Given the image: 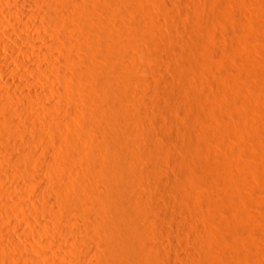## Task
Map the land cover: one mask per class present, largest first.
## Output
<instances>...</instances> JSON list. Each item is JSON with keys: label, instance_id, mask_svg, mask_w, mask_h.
<instances>
[{"label": "bare ground", "instance_id": "obj_1", "mask_svg": "<svg viewBox=\"0 0 264 264\" xmlns=\"http://www.w3.org/2000/svg\"><path fill=\"white\" fill-rule=\"evenodd\" d=\"M199 1L189 0L185 7H182L179 4L170 5L165 0H108L109 3L104 7L101 14L96 11L98 9L94 12L98 16L101 15L99 16L101 22L98 21L101 27L99 26V32L96 34L94 32L98 29L95 31L87 30V32L85 31L86 26L74 24L75 21H78L76 14L79 9L75 5L67 4L68 2L66 1V3L65 0H58V4L51 0H26L15 6L14 13L11 12L15 17V19L12 17L13 20L21 22L27 19L29 23H33V27L36 26V29H38V25L41 28L42 25L39 23L43 20V27L46 25L51 33H49L50 36H52L50 41L48 40L49 36L45 38L46 44L61 47L67 54L64 59H58L53 53L54 51H51V46H47L49 47L48 50H43L39 54L46 60L44 63H38L39 67L42 68L40 71L48 75L55 73L53 75L56 79L51 80V84L52 88L55 87L54 89H56L54 92L57 91V94H60L58 100L55 98V101L46 103L45 100H49L48 92L44 89L49 84L46 80V85L43 82L42 85L44 86L40 90L26 89V87L24 89V77H20L22 79L19 78V81L15 80L14 84L8 83L10 81L2 82L0 80V105L2 106L0 119L2 118L5 122L6 120L10 121V126L6 128V131L0 127V145L5 146L2 149L4 151H0L8 159V163L9 161L12 163L9 164L12 165L15 178L21 176L22 179H27L29 186L32 187L33 185L34 187L36 184L40 187L41 191L36 194L39 197H36L37 203L33 201L35 211L38 214H46L51 217L50 222L53 220L52 222L62 230L63 234L71 235L73 238V264H176L177 259L182 261L181 257L186 255L181 253L179 248L175 249V245H173L174 250H171L172 247L167 250L162 248L164 242L167 245L174 244L175 241L181 239V234L177 238L169 236L173 230L172 224L175 223L178 224L177 226H181L182 230L190 229L193 231L196 241L200 243L197 248L195 246L197 250L195 248L190 250L192 253L189 255H192L193 258L187 255L193 259V262L195 257L201 255L199 254L201 249L207 251L209 248L208 241L206 242V233L208 232L201 229L194 221L192 223L186 218L181 219L177 214L179 211L183 212L189 209L188 202L195 191L191 182L194 178L195 167L192 161V139L189 128L183 121L177 123L171 117V113L176 111L178 105L183 106L187 103L186 93L189 91L195 76L192 64L201 62L205 66V57L200 54V49L206 26L199 19L201 17L196 18L198 10L204 7L202 6L204 3L200 4L202 0ZM216 1L209 0L211 3ZM86 7L87 5L83 6L81 11L84 10V12L82 11V15H79L82 16L81 18H86L83 16L89 15L87 16V20H89L90 15H94L92 13L94 10L91 9V12L85 13L90 10L85 9ZM40 8L47 11L43 13ZM159 9L168 15L169 24L156 21ZM126 14L138 20V27L141 25L143 29L145 28V32L141 28L140 35L145 33L142 39L148 47L140 43L141 37L139 42L136 41L139 40V37L138 39H130V31L126 30L127 23L124 22V18H128ZM154 15H156V19H154ZM132 17L130 18L132 19ZM183 17H186L185 23L181 24ZM3 23L2 25H4ZM59 25L66 27V30L58 31ZM3 28L5 29L4 26ZM4 29L1 28L0 30L3 31ZM5 31L7 30L5 29ZM30 35H27L29 39L33 37L32 34ZM36 36L34 37L37 38L38 36ZM34 39L32 38V40ZM42 39L44 38L42 37ZM96 43L100 45L102 51L99 50V54ZM7 44L4 45L10 47ZM68 46L81 49L83 51L81 53L82 58L80 54H77L80 57L78 58L72 56L71 52L68 53ZM163 46L168 47L167 50L172 49L173 54L163 52ZM176 46H180L176 50H180V48L184 50L187 47L190 49V53L182 54V50V52L176 51L174 54ZM14 50L12 49L10 52L14 56H11L12 60L15 61L19 55L18 51L15 52L16 50ZM103 52V59H101L100 53ZM23 53L35 58V54L31 50L23 49ZM83 53L84 56H82ZM97 56L100 58L98 59ZM157 57L161 58L162 62L161 60L155 62ZM110 58L113 59V64H110ZM6 59L7 57L0 55V62L4 61L3 63H5ZM10 59L8 58V63ZM171 59H174L176 64L173 74H169L167 68L168 61ZM73 64L77 67V69L74 67L77 71L72 67ZM19 65L29 74H37L38 77L43 75L38 73V70L36 72L37 68L26 64V62ZM67 67L73 68L75 73H71L72 69L70 71ZM67 69L71 74L67 72ZM25 70H18L17 73ZM9 71H12V74L16 72L14 67L10 68ZM144 71L145 73L149 71L150 74L147 72L149 75L146 76L147 73L146 75L143 74ZM60 74H64L66 79L68 78L70 85L62 83L61 78L64 76ZM58 76L61 82L57 80ZM153 76L155 80L159 81L156 82L152 78ZM28 78L31 79V77ZM28 78L25 77L27 80ZM7 84H12L16 88V93L10 92V87V91L7 90L9 92H3L1 87L4 88L5 85L8 86ZM49 87H51L50 84ZM31 88L33 87L31 86ZM13 99H17V103L20 102V107H15L16 104L12 103ZM50 99L52 98L50 97ZM136 102H138L137 107L140 105L138 108ZM130 104H134L137 109L132 108ZM201 104L202 102L197 103L198 106ZM70 112L77 119L76 125H74L75 119L68 117ZM18 114H21L23 118H15ZM28 114L34 116L33 121H38L32 123L30 127L27 126L26 117L29 116ZM44 119L52 126L50 128H54V132L56 129L59 134L60 132L63 133L62 139L53 137L57 139L50 140L52 133L46 128V125H40ZM39 121H41L40 124ZM31 132L34 133V138H32L33 135L32 137L29 135ZM15 140H20V144ZM39 143L44 145L41 151L37 147ZM81 143L84 144V149L81 148ZM165 144H168L167 148L164 147ZM49 149L54 152V155ZM168 157L175 161V169L167 165ZM40 166L44 167L46 172H40L37 168ZM7 167L5 165L3 168L6 169ZM42 168L40 169L44 170ZM47 172L48 175H44ZM53 173H56L55 176ZM162 175H165L167 181H163V177L160 178ZM178 179L180 183H177ZM153 183L156 185L153 186L157 189L156 192H153L150 187ZM22 186L18 184V188ZM130 187L135 188L138 205L133 202L134 200L131 201V196L127 197L129 193H126ZM3 188L5 189V187ZM12 189L14 190V188ZM25 189L26 187H24ZM7 190H5L4 197L0 198V221H3L4 213L6 217L8 216L7 220L13 218H11L12 214L14 216L19 208L16 199L18 196L22 197L20 194L16 197L15 195L18 193ZM152 193L155 194L152 195ZM26 197L28 198V196ZM170 206L175 210L170 209L169 212L168 207ZM36 212L34 213L36 214ZM17 213L21 215V212ZM18 214L15 215L18 216ZM25 214L22 213L23 216ZM27 219H29L28 216ZM28 222L31 226L33 225L31 219ZM20 223L15 224L19 231L24 232L30 228L25 229L27 226L22 227ZM34 224L37 223L34 222ZM42 224L44 222L41 223V226ZM49 224L51 225V223ZM49 224L45 225L50 226ZM87 228L91 229L89 234L85 232ZM4 231L7 230L4 229ZM5 233L3 235L11 239V243H9L11 249L10 244L13 241L10 236L12 235ZM31 233L32 231L28 232V234ZM166 233L169 234L166 235ZM204 237L208 247L203 245ZM15 239L16 237L14 241ZM57 240H54L55 243L59 241ZM182 240H184L183 237ZM16 241V245L14 243L13 245L19 249L27 250L29 247L22 243L24 241L21 239H16ZM66 245L61 246L60 244L64 250L69 248ZM202 246H205L206 249ZM3 247L7 246L4 245ZM151 251L155 253L154 257ZM9 252L12 253V249ZM89 254L93 255L95 260H89ZM26 256H24V260L27 264L42 263L41 259ZM138 256L140 258L147 256L143 259L146 261H141ZM20 257L23 255L18 258ZM9 259L10 262L16 264V257L10 254ZM205 260L206 258L203 262L201 260L196 261L201 264L205 262L208 264L209 260ZM180 261H177L178 264Z\"/></svg>", "mask_w": 264, "mask_h": 264}, {"label": "rangeland", "instance_id": "obj_2", "mask_svg": "<svg viewBox=\"0 0 264 264\" xmlns=\"http://www.w3.org/2000/svg\"><path fill=\"white\" fill-rule=\"evenodd\" d=\"M23 1L26 0H0V18L2 19V20L0 19V29L1 28L4 29L3 28L4 26L5 29L7 30L5 32H4L5 29L3 31L0 30V36L2 37V38L0 37V55L2 54L4 57H7L5 61V63L7 64L3 63L4 61L0 62V68H2L0 70V73H2L0 74V80L2 82L10 81L8 83L12 82V84H14L16 81H19L24 77L23 78V80H25L24 89L26 87V89H34V90L35 89L40 90V88L42 89V86L46 85V81H47L51 87H49L48 83H47L48 85L44 87V89L47 90L49 95L48 97L49 100L47 99L45 101L46 103H50L51 101H55L56 100L55 98H57V100L60 98L59 97L60 94H57L58 93L57 91L54 92V90L56 89H54L55 87L52 88V84H51L52 83L51 80L54 79L53 74L55 73L49 75L47 73H43V71H40L42 70V68L39 67L38 63L46 62L43 56H40L39 54L42 53L43 50H48V48L51 46L49 44H46L47 40L46 41L44 40L46 37L49 36L48 40L50 41L52 40L51 39L52 36H50L51 33L48 30V27L46 25L45 27H43L44 26L43 20H41V23H39L40 25H42L41 28L38 25V29H36V26L34 25L35 27H33L32 25L33 23L31 22L29 23L27 19H24L26 21L23 20L21 22L12 19V17L14 19L15 17L14 14H12L11 12L14 13V10H16L15 6L20 3L22 4ZM51 1H54L55 3L57 2L58 4V0H51ZM100 1L99 0H65L67 4L75 5L77 9H79L78 13L76 14V19H78V21H75L74 24L80 25L82 27L86 26L87 28L85 27L86 28L85 31L87 30L95 31V29H98V31L94 32L95 34L99 32V28L101 27L98 22L100 21L99 16H101L100 14L104 10V7L109 3L108 0L105 1L100 0ZM165 1L170 3V5L179 4L182 5V7H185L186 3L189 0L188 1L165 0ZM201 3H204V5L202 4V6L204 7H201L200 10H198V13L196 14V18L201 17L199 19H201L204 22V26H206L205 36L202 41V45L200 49V54H202L205 57V66L201 62H198L197 64L196 63L192 64L194 68L195 76L193 81L191 82L189 91L186 93L187 103L183 106L178 105L176 111H173L171 113V117H173L172 119H174V121H176L177 123L183 121L189 128L190 136L192 139V155H193L192 161L195 167V172L193 174L194 178L191 180V182L195 190L194 194L195 193L196 194L195 195L193 194L192 197H190L189 199L188 202L189 209L183 212L179 211L177 214H179L181 219L186 218L192 223L194 221V223H196L201 229H204L205 231L208 232L206 233L207 240L204 237V243L205 240L206 242L208 241L207 243L209 244L210 250H208L209 249L208 248L207 249L208 252H207L204 249L203 250L201 249L202 252L201 250L199 252V254L201 255L195 257L194 259L195 261L201 260V262H203V260L206 258L205 261L209 260V262H207L208 264H264V0H217L215 3H211L209 2V0L208 1L202 0L200 4ZM84 5H87L85 9L87 8L90 9L85 13L91 12V9H93L94 11L92 13L97 11L100 13L99 16L97 13L96 14L94 13L93 16L90 15L91 17L88 18L89 20H87V16L89 15L83 16L86 18H81L82 16H80L79 14H81L82 11L84 12V10L81 11ZM96 9H98L99 11ZM159 10L158 11L162 12V14H159L158 12L157 14L158 18L155 17L156 15H154L155 17L154 19L157 18L156 21L158 22L160 21L164 23L167 22L169 24L170 19L168 15L165 14L161 9ZM44 11L47 10L44 9L43 13H45ZM159 15L161 16L159 17ZM130 17L132 16H128V18H124L126 20V21L124 20L125 24L127 23L126 30L130 31L129 32L130 39L132 38L138 39L139 37V40H136L139 42L142 39V37H144L145 35V33L142 34L143 36L140 35L141 34L140 31L143 30L145 32L144 30L145 28L143 29L141 25H140L141 27L140 26L138 27V22H137L138 20L134 19L133 17L131 19ZM95 18L96 19L98 18V20H95ZM159 18L160 19L162 18L163 21L162 19L160 20ZM185 18L186 17H183L182 19L183 22H180L181 24L185 23ZM1 21L2 23L4 22L3 23L4 25H2ZM5 25L7 26V28ZM32 28L35 30H33ZM39 28L40 31H38ZM58 29H59L58 31L63 32L64 29L66 30V27L59 25ZM18 31H21L22 33L21 32L19 33ZM34 31L38 32L39 34ZM41 32L44 35L43 34L41 35ZM28 34L29 35L32 34L33 37L29 39L27 37ZM34 36H36L37 38H35ZM41 36L44 39H42ZM32 38L35 39L32 40ZM3 43L4 44L8 43L12 48H10L9 46H5ZM140 43L145 45L143 39L140 41ZM51 47H52L50 48L52 49L51 51H54L53 53L56 55L58 59H64L65 57H67V54L65 53V51H63L61 47L58 46L55 47V45H52ZM68 47H69L68 53L71 52L72 56L78 58L81 57V53L83 52L81 49L79 50L77 47H70V46ZM179 47L178 46H176V48L174 47L175 48L174 54L176 53V51L182 52L183 49L181 50V48L180 50H176ZM96 48H97V53L99 54L98 51L100 50V45H97ZM12 49L13 50L15 49L16 50V51L14 50L15 52L18 51L19 58L17 57L16 60L19 59L20 61L18 60L16 62V60L15 61L14 59L12 60L11 58V56H13V54L11 53ZM23 49L31 50L32 52H34L35 58H32L34 56L29 57L28 55L26 56V54L24 53L22 54ZM167 49L168 47L167 48L164 47L162 50L166 54H173L172 49L169 50ZM100 52L102 51L100 50ZM184 53L189 54L190 49L185 47L182 54ZM77 54H80V57ZM103 55L104 52L100 53L101 59H103L102 58ZM82 56H84V53L82 54ZM100 57L97 56L98 59ZM8 58L9 59L11 58L9 60V63H8ZM174 59L168 61L167 68L169 74L171 73L173 74L174 72L173 70L176 68ZM159 60H161V58L157 57L155 59V62L156 61L159 62ZM25 62L26 64L32 65L35 68H37L36 72L39 71L38 73L43 74L40 75L41 77L42 76L43 77L42 78L40 76L38 77L36 76L37 74L35 75L31 73L29 74V72H27L25 69H21L22 66L19 64ZM110 64H113L112 58H110ZM9 67L10 68L14 67L16 72H13L14 74H12V71H9L10 70ZM72 67L73 68L75 67L74 64L72 65ZM67 68H69V70L72 69L73 72L70 70L71 73H75V71H77L76 70L77 67H75L76 69L74 68L75 71L73 68L70 67ZM18 70L20 71L25 70V71L17 73ZM69 70L67 69V72ZM145 71L143 74L146 75V73L149 71H147L146 73ZM21 73L22 75H20ZM149 74L147 73L146 76H148ZM56 75L59 74L56 73ZM60 75L64 76V74H60ZM25 77L26 78L31 77V79L28 78L27 80L25 79ZM64 77L61 78V81H63L62 83L63 84L65 83V85L69 84V81L67 80L68 78L66 79V76ZM152 78L154 79V76ZM57 80L60 81L59 76ZM155 81L157 82L159 80L156 79ZM42 83L44 85H42ZM12 84L11 85L7 84L8 86L3 85L4 88L1 87L2 91L3 92L5 91L6 93L9 92L11 89L10 92L16 93V88H14ZM31 86L33 88H31ZM50 97L53 100L50 99ZM16 101L17 99H13L12 103L16 104L15 107L18 106L20 107L19 104L20 102L18 101L17 103ZM198 102H202V104L198 106L197 105ZM136 103H137L136 104L137 107L138 102ZM134 104L133 105L130 104L132 108L135 107ZM0 107H1L0 113H2L1 112L2 106L0 105ZM136 107L134 109L138 108ZM45 113L48 112L45 111ZM70 113L68 117L74 120L75 119L74 114L72 113L70 115ZM18 115H16L17 117L15 116V118L19 119L20 117H22L21 114L19 116ZM28 115L29 116L26 117L28 120L27 126L30 127V125H32V123L36 122L37 120L33 121L35 119V118L33 119L34 116H32V114H28ZM0 117H2V114H0ZM44 120L42 121V124H40L41 121H39V124L44 126L46 125V128L50 130V132L52 133L51 136V133H49L48 131V134L52 138L51 139L49 136L50 140L52 141L54 139L53 137L62 139L63 133L61 134L60 132L61 134L60 136L59 132L56 129L54 132V128L53 129L50 128L52 126L49 123H47L46 120L45 121ZM7 121L9 120H6L5 122L3 121L2 118L0 119V127L1 129L3 128L2 129L3 131H6V128H9L10 126V121L9 122ZM76 124H77V119H75L74 121V125ZM158 131L160 132V129ZM56 132H58L59 135L56 134ZM53 133H55L56 135ZM29 135L31 137L33 135L32 138L35 137L34 133L32 134V132ZM15 141L18 143L20 142V140L18 141L15 140ZM57 143L59 144V142ZM19 144L17 145L19 146ZM81 144H80L81 148L85 147L83 143ZM0 146H1L0 150L4 149L5 147L3 144H1ZM43 146L44 145H41L40 143L37 144V147L38 149H40V151L43 149L42 148ZM167 146L168 144L164 145L165 148H167ZM50 152H52L54 155V152L52 150H50ZM2 153L3 152L0 151V157H1L0 180L3 181V183L2 181H0L1 182L0 188L2 189V190L0 189V195L2 194L0 198L4 197L3 195L6 194L5 190L7 189H9V191H14L18 193V194L14 193L16 194L15 195L16 197L19 194L22 197L23 196L24 197L22 198L18 196V198L16 199L19 207L18 208L19 211L17 210L15 214H18L17 212H21L20 213L21 215L18 214L17 216L14 214L13 216L12 214L11 218L13 217L12 218L13 220L12 219L7 220L6 218L8 216L6 217V214L4 213L3 215H5V217L3 221H0L1 223L0 224L1 227L0 264H7V263L15 264L12 261L11 262L9 261L10 254L11 256L13 255L14 257H16V261L18 262V263L16 262V264L25 263L24 256L26 255L31 256L34 259H41L40 261H42V263L40 264H73L74 263L72 257L73 256L72 249L74 245L73 238L71 237V235L63 234L62 230L59 229V227H57L52 222L53 220H51L50 222L49 219H51V217L41 213H39L40 214L39 215L35 211L33 206L35 205V203H37L36 197L39 198L38 195L36 194H39V192L41 191L40 187L36 184H34V187L33 185L32 187L31 185L29 186L28 185L29 182L27 181V179L25 178L24 180L22 179L21 176L20 178L19 177L15 178L16 176L13 174V168L11 165L12 163L9 161V163H11L9 164L7 161L8 159H6ZM167 163H168L167 165H169V167H171L172 169L176 168V163L172 158L168 157ZM3 164H5L6 167L8 166L6 168L8 170L4 169L5 165ZM37 168H39L40 172L42 171V173L46 172L44 167L42 168L40 166ZM40 168L44 170H41ZM5 172H7L6 175ZM12 174L14 175V177L12 176ZM55 174L53 173L54 176ZM44 175H48V172L45 173ZM160 178L164 179L163 181L165 180L167 181L165 175H162ZM19 181L20 183L23 184V186L26 185L24 187H26L28 191L26 189L24 190V187L22 186V184L19 183ZM178 182L179 179L177 180V183ZM7 184H11V185L8 186ZM18 184L23 188L22 187L18 188ZM153 186H156L154 185V183L153 185L151 184L150 187L151 189H153L152 190L153 192H156L157 189L154 188ZM3 187H5V189ZM10 187L14 188V190ZM132 188L131 187L129 188L130 190H128L126 193L129 194L128 196L127 195L126 196L127 197L131 196L130 197L131 201L134 200L133 202L136 205H138V199H137L138 196H136L137 194L134 191L135 188L134 189ZM151 189L149 190L151 191ZM32 193L35 194L36 196L33 195ZM30 194H32L31 196L33 197H31ZM153 194L155 193H152V195ZM26 196H28V198ZM130 198L128 199L130 200ZM30 200L32 201L30 202ZM168 208H169L168 209L169 212L171 210H175L171 206ZM34 212H36V214ZM22 213L23 214L26 213L27 215L25 214L23 216ZM27 216L29 219H27ZM30 219L31 222L33 221V223H31L33 224L32 226L30 225L29 222L27 223V221L28 220L30 221ZM41 221L44 222L42 226H41L42 223ZM2 222L5 223L2 224ZM34 222H36L38 225L34 224ZM48 222L51 223V225ZM19 223L22 224V227L27 226L25 227V229L26 228L28 229V227H30L31 229L30 228L28 230L24 229L25 230L24 232L19 231L18 227L15 226V224L18 225ZM24 223H26L27 225ZM45 224H49L50 226ZM175 224L174 225L172 224L173 226L172 232L171 233L169 232L170 234L166 233V235L169 234L171 238L172 237L177 238L181 234V239L180 240L175 239L177 240V242L175 241L176 244L174 242V244L167 245V243L165 244L164 242V244H162V248L165 250L171 249V247H172L171 250H174V248L175 249L179 248L181 253H184V255H186L181 257L183 260L186 258L184 261L182 259H181L182 261L178 259L176 260L175 257L177 258V256L173 257V259L176 260V264H178L177 261H180L179 264H198V263L201 264L198 261L196 262L194 261L195 262L194 263L192 259L193 258L192 255H189L192 253V252L190 253V250H193L195 246L197 248V246L200 244L198 243V241H196L197 239L195 233L193 231H190V229L182 230L181 226L179 227L177 226L178 224L176 225ZM51 228L53 231L51 230ZM4 229L7 230L9 233L7 231H4ZM31 231L32 233L28 234V232L30 233ZM3 232L12 235L10 237H12V241L15 245L17 242L16 239L17 240L21 239L22 241H24L22 243L30 247V248L28 247L29 249L27 248L28 251L26 249H19V247L17 248L12 243L10 245L13 254L9 252L11 251L9 247V243H11V239L9 237H5L6 235L4 236ZM85 232L89 234L91 232V229L89 230L87 228ZM26 234L28 235V237ZM33 235L36 237H34ZM15 237L16 239L14 241ZM182 237L184 240H182ZM29 238L30 241L28 242ZM54 240L55 241L57 240L58 241L57 243L59 244L55 243ZM195 241L198 244L197 243L195 244L194 243ZM204 243L203 245H206V243L205 244ZM60 244L61 246H65L67 244L66 246L69 247V248L65 247L67 248L65 249L67 251H65L63 249L64 247H61ZM208 244L206 245V247H208ZM4 245L7 247H3ZM173 245H175L176 247H174ZM68 249L71 251H69ZM61 253L64 255V257ZM22 255L23 257L18 258L19 256ZM89 255H90L88 256L89 260L91 261L95 260V257L93 255L91 254ZM154 255L155 253H153V257ZM187 255H189L192 258L188 257ZM203 255L204 257L202 258ZM140 257L139 259L141 261L147 258V256L145 258H140ZM145 261L146 260H143V262Z\"/></svg>", "mask_w": 264, "mask_h": 264}]
</instances>
